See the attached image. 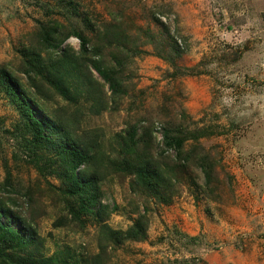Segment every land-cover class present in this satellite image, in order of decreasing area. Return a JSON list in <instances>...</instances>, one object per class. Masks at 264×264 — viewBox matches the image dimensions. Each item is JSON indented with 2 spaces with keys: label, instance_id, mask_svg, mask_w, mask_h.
<instances>
[{
  "label": "rangeland",
  "instance_id": "374dc122",
  "mask_svg": "<svg viewBox=\"0 0 264 264\" xmlns=\"http://www.w3.org/2000/svg\"><path fill=\"white\" fill-rule=\"evenodd\" d=\"M154 16L169 23L170 31ZM54 20L82 30L94 44L108 43L106 30L123 32L128 92L116 108L98 115L88 113L82 96L67 101L56 95L49 106L66 105L68 115L84 106L80 130L102 132L104 150L113 158L110 144L117 143V132L135 122L154 123L149 150L168 164L175 182L163 202L165 190L155 195L138 188L121 167L103 174L105 221L126 229L146 210L148 237L110 243L101 251L102 221L81 211L58 178L40 173L38 158L56 155L36 146L0 87V196L35 225L37 248L79 264L90 258L100 264H264V0H0V64L26 81L22 51L35 43L40 24ZM172 34L180 51L172 49ZM67 42L80 47L76 36ZM104 57L110 59V48ZM94 76L104 82L95 71ZM37 115H43L39 109ZM172 123L190 137L187 147L210 153L213 192L194 163H179L174 150L161 156L163 127Z\"/></svg>",
  "mask_w": 264,
  "mask_h": 264
},
{
  "label": "trees",
  "instance_id": "16d2710c",
  "mask_svg": "<svg viewBox=\"0 0 264 264\" xmlns=\"http://www.w3.org/2000/svg\"><path fill=\"white\" fill-rule=\"evenodd\" d=\"M154 18L165 31H170L169 23L162 21L159 16ZM103 34L108 43L102 41L94 44L92 38L82 30L68 28L59 20L40 24L35 43L25 46L22 51V72L26 81L9 66L0 64V87L18 108L34 134V143L42 150L56 155L47 158V161L42 157L38 158L36 167L40 173L47 172L58 178L64 194L72 202L78 203L81 211L99 217L102 221L101 239L106 243L101 245V251H105L110 243L118 245L125 240L144 241L148 237L146 210L138 211L135 221L126 229H115L105 221L108 206L100 202L103 174L112 173L116 168L120 170L121 167L134 176L138 188L147 189L155 195L165 190L168 196L162 197L163 202L170 200L175 182V174L165 168L168 164L154 157L149 150L155 139L154 123L144 125L135 122L117 132L113 137L117 139V143L110 144L113 154L117 153L113 158L104 150L102 132L93 128L80 130L79 122L84 106H75L76 110L72 115H68L66 105L60 108L49 106V101L59 95L67 101L82 96L83 101H89L85 109L90 114L98 115L116 108L118 98L128 92L123 74L129 54L128 51L122 54L128 48L124 45L126 39L122 43L119 40L123 32L110 33L106 30ZM71 36L79 39V49L67 42ZM172 39V49L180 51L181 48L177 45L179 38L176 39L173 35ZM107 48H110V59L104 57ZM94 71L104 82L96 79ZM37 108L43 115L38 117ZM204 135L200 134L195 139ZM189 138L184 135L180 123L164 126V148L161 156L164 157L167 152L174 150L179 163H194L203 172L205 185L209 188L216 178L215 162L209 152H203L197 146L187 147ZM106 159L110 163H107L105 171L101 173L100 166L106 165ZM174 166L178 167L176 164ZM209 189L213 192L211 187ZM71 213L77 215V210L72 207ZM2 215H5L6 221L1 220ZM39 244L35 225L0 196V264H79L43 253L37 248ZM31 246L37 250V255L30 251ZM87 264L100 262L90 258Z\"/></svg>",
  "mask_w": 264,
  "mask_h": 264
}]
</instances>
